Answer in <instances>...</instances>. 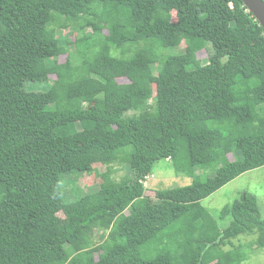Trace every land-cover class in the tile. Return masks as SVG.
<instances>
[{"label": "trees", "instance_id": "16d2710c", "mask_svg": "<svg viewBox=\"0 0 264 264\" xmlns=\"http://www.w3.org/2000/svg\"><path fill=\"white\" fill-rule=\"evenodd\" d=\"M168 159L192 183L147 190ZM261 167L264 33L241 0H0V264H242L256 199L223 228L200 202Z\"/></svg>", "mask_w": 264, "mask_h": 264}, {"label": "rangeland", "instance_id": "374dc122", "mask_svg": "<svg viewBox=\"0 0 264 264\" xmlns=\"http://www.w3.org/2000/svg\"><path fill=\"white\" fill-rule=\"evenodd\" d=\"M90 32V31H89ZM69 34V35H67ZM77 35V31L70 30L69 28L60 29L59 32H57V36L61 39H64L66 41H71L75 39V36ZM66 38V39H65ZM68 39V40H67ZM67 49L73 54L75 52L74 46H67ZM180 51L184 49V44L181 43L179 46ZM173 49H166V53H170ZM117 55L119 57H124L130 55V53H126V55H121L122 50H116ZM177 52V51H176ZM197 57L204 59L207 57V53L205 51H201L197 53ZM62 60V58H61ZM122 82H125V80H121ZM220 166V165H219ZM219 166L203 170L198 169L196 170V176L201 180H204L207 177H212L216 174L217 169ZM96 168L103 170L104 168L97 164L95 165ZM116 172L114 174V179L119 180L124 176H127L129 174V171L127 169L126 164H116L115 165ZM205 171V172H204ZM187 173V169L185 171ZM201 173V174H200ZM198 179V180H199ZM78 181L81 184V188L84 191H88L95 186H97L101 180L99 177L94 175H80ZM193 179L186 176V174L183 173V171L177 172L171 162V160H162L158 161L155 165V169L153 172V175L150 176L144 183V186L146 189H172L177 187H184L187 185H190L192 183ZM243 193H249L252 195L257 202V206L260 212V216L264 219V167L249 171L247 173L242 174L238 178L234 179L233 181L229 182L216 192H214L209 197L203 199L200 202V205L205 208L208 213L218 221L220 224V227L223 228L225 226H228L231 222V218L227 217L223 221H219L218 218L220 216V211L223 207L232 205L236 200L240 199L241 195ZM97 236V235H96ZM96 239V237H94ZM255 240L254 237H248V236H240L238 239H235L232 241L233 245L231 247L234 249L237 245L241 244L242 242H251ZM176 246V245H175ZM173 247L176 249V247ZM229 247V249H231ZM251 245L244 246V251L236 250L234 252L235 256L237 258H240L241 255H249L245 259V262L242 264H264V249L257 251L255 253H252ZM228 248V246L224 247ZM227 251V250H226ZM160 252V249H158L156 244H151L149 246L144 247L143 254L148 257H154ZM174 256H176L174 254Z\"/></svg>", "mask_w": 264, "mask_h": 264}, {"label": "water", "instance_id": "95a60500", "mask_svg": "<svg viewBox=\"0 0 264 264\" xmlns=\"http://www.w3.org/2000/svg\"><path fill=\"white\" fill-rule=\"evenodd\" d=\"M241 2L261 26L264 33V2L262 0H241Z\"/></svg>", "mask_w": 264, "mask_h": 264}]
</instances>
